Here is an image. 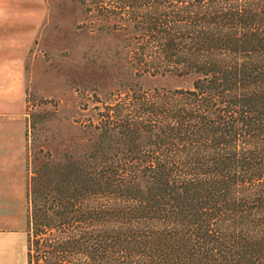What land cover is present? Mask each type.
I'll list each match as a JSON object with an SVG mask.
<instances>
[{
    "label": "trees",
    "instance_id": "16d2710c",
    "mask_svg": "<svg viewBox=\"0 0 264 264\" xmlns=\"http://www.w3.org/2000/svg\"><path fill=\"white\" fill-rule=\"evenodd\" d=\"M74 1L125 65L60 147L31 120L28 264H264V0Z\"/></svg>",
    "mask_w": 264,
    "mask_h": 264
},
{
    "label": "rangeland",
    "instance_id": "374dc122",
    "mask_svg": "<svg viewBox=\"0 0 264 264\" xmlns=\"http://www.w3.org/2000/svg\"><path fill=\"white\" fill-rule=\"evenodd\" d=\"M91 21L86 20L83 7L74 0H0V50L8 71L12 69L11 77L18 72L14 69L18 51L26 42H32L21 75L23 98L13 101L21 107L20 112L8 115L0 108V127L15 129L17 141L25 147L26 193L34 115L38 121L37 145L47 149L55 135L58 136L55 144L60 147L65 137L76 134L73 121L82 115H94L92 104L86 111L80 106V91L96 85L113 87L119 80L112 79L118 76L115 66L125 65L124 61L116 64L114 58L116 51L124 58L125 43L120 42L123 35L117 39L111 34L100 33ZM126 69L119 71L121 80ZM141 83L150 87L165 85L168 81L144 78ZM96 98L93 92L86 96L87 100ZM4 132L8 133L0 131V140L10 145L13 141L10 136L5 137ZM24 206L26 209V194Z\"/></svg>",
    "mask_w": 264,
    "mask_h": 264
},
{
    "label": "crops",
    "instance_id": "0c3cea01",
    "mask_svg": "<svg viewBox=\"0 0 264 264\" xmlns=\"http://www.w3.org/2000/svg\"><path fill=\"white\" fill-rule=\"evenodd\" d=\"M32 42L25 43L17 53L18 62L15 70L18 72L11 77L8 64L3 59L0 50V108L8 115H17L21 107L13 104L23 98V82L21 75L24 70L26 57ZM5 137H11L10 145L0 140V264H28L27 234H26V177L24 167L25 147L15 137L12 128H2ZM21 140V138H20Z\"/></svg>",
    "mask_w": 264,
    "mask_h": 264
}]
</instances>
